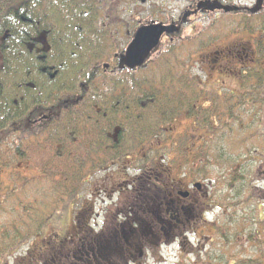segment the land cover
<instances>
[{
	"label": "trees",
	"instance_id": "1",
	"mask_svg": "<svg viewBox=\"0 0 264 264\" xmlns=\"http://www.w3.org/2000/svg\"><path fill=\"white\" fill-rule=\"evenodd\" d=\"M112 1L0 0V192L12 196L18 189L3 184L22 172L36 171L51 185H36L39 199L19 203L13 217L3 218L12 219L14 230L0 226V264L6 263L4 244L22 238L20 227L28 224L42 233L47 220L68 211L86 178L112 164L130 161L142 174L161 170L168 177L175 168L178 176L206 177L211 163L203 150L206 140L193 150L186 130L172 136L171 124L186 121L201 133L216 134L232 129L233 120L242 123L245 107L259 109L256 117L264 114L259 52L235 76L241 91L230 94L190 75L175 43L147 68L118 70L117 53L109 46L113 31L101 21ZM241 18L243 32L260 26ZM212 42L198 39L189 50L207 49ZM220 140L213 141L220 152L211 161L222 160ZM149 180L159 182L153 174ZM44 204L51 208L47 215L39 211ZM84 230L85 223L75 227L76 237L84 232L88 238ZM57 239L45 255L53 262L54 249L66 248ZM260 255L256 264H264Z\"/></svg>",
	"mask_w": 264,
	"mask_h": 264
},
{
	"label": "rangeland",
	"instance_id": "2",
	"mask_svg": "<svg viewBox=\"0 0 264 264\" xmlns=\"http://www.w3.org/2000/svg\"><path fill=\"white\" fill-rule=\"evenodd\" d=\"M201 1H217L221 5L236 6L237 9L229 13L203 11L201 8L196 10ZM256 3L257 0H114L107 6L101 21H105L106 27L113 31L109 46L117 56L141 25L155 21L180 26L179 32L161 36L158 45L139 69L147 68L148 61L159 58L169 43H175L190 75L201 81L211 80L215 83L214 88L230 94L231 91H241L235 78L239 71L235 63L240 61L239 57L235 59L225 56L216 65H213L211 59H214L216 51L226 53L234 48L226 40L232 39L230 42H233L245 36L248 41L258 39L264 43V31L253 30L247 33L242 31L240 24H232L240 13H245ZM185 13L189 15L182 21ZM107 15L110 18L106 19ZM232 26H236L244 36L227 35L224 41H219L220 33L226 35L232 32ZM197 36H210L216 42L201 51L189 50L197 44ZM191 51L193 55H189ZM257 110L243 108V122L231 121L232 129L219 130L217 136L212 132L201 133L186 121L171 124L172 136L186 130V134L195 142L193 150L199 149L201 141L206 140L207 146L205 144L203 150H207L211 162L207 166L206 177L191 179L184 175L178 176L174 168L168 177L161 170L160 173L152 171L159 180L153 183L149 180L152 177L150 171L142 174L130 161H123L121 166L112 164L86 178L72 206L66 213L47 220L42 233L33 232V228L28 229V224L20 227L22 238L15 244H4L7 245L2 252L5 264H80L79 251L75 252L77 260L70 252L78 248L81 249V261L86 264L82 246L93 238H85L87 233L84 232L81 238L76 237L75 227L85 223L94 233H98L106 214H112L110 220H120L123 214L116 215L115 210L124 213V205L131 206L132 210L134 207L135 211L140 207H148L155 211L158 221L162 218L160 204L164 206L168 203V207H171L172 200L183 207L179 211L180 218L177 217L179 223L173 230L177 241H165L163 236L164 243L156 246L147 243L146 257L142 260L137 258L133 264H256L262 258L260 254L264 255V114L256 117L254 112ZM217 137L221 139L217 146L223 153L222 160L211 161L220 152L215 150L216 146L213 148V141ZM36 174V171L22 172L4 182V189L10 186L18 190L10 197L0 192V198L5 195L0 209L1 227L11 228L13 232L10 223L12 219L3 218L13 217L10 214H13L19 203L39 199L40 196H36V185L51 187ZM196 182L200 184L199 187H196ZM174 189L180 191L179 195L188 191L189 199L169 194ZM39 211L47 215L51 208L47 205L43 208L41 205ZM107 217L109 219V215ZM62 225H67L64 228L66 230L62 229ZM141 229L146 231L147 225L142 223ZM57 237L62 239V245L66 242L67 249H54L57 257L53 262L51 257L45 258V255L51 251L52 245L59 242ZM90 243L94 245L92 240ZM34 256L40 257L39 261L36 259L38 262H34Z\"/></svg>",
	"mask_w": 264,
	"mask_h": 264
},
{
	"label": "flooded vegetation",
	"instance_id": "3",
	"mask_svg": "<svg viewBox=\"0 0 264 264\" xmlns=\"http://www.w3.org/2000/svg\"><path fill=\"white\" fill-rule=\"evenodd\" d=\"M255 5L252 8L246 10L245 13H240L237 19H234L232 24H240L241 17H247L254 21L255 23L259 21L260 26L257 29L255 25V30L264 31V10L262 7L260 10L255 9ZM203 11L215 12V13H229L232 11H224L222 9H214L210 10L207 6H203L201 8ZM200 9V10H201ZM235 27V28H234ZM235 29V30H234ZM231 30V29H230ZM241 34V31H238L236 26H232V32H229L226 35L220 33L218 36L219 41H224L229 36H235ZM243 35V34H241ZM244 36V35H243ZM199 40L202 43H208L210 40V36L203 37L198 36ZM242 37V36H241ZM170 39H172L170 37ZM169 39V40H170ZM213 40V39H212ZM232 40V39H231ZM231 40H226L228 44H232L233 49L227 50L228 52L222 53L221 51L215 52L214 59H211L213 65L218 64L220 61H223V57L230 56L231 58L236 57L240 59V61H236L235 65L238 66V69H244L245 67H249L251 64L255 62L256 54L259 52V56L262 57V63H264V43L260 42L258 39L255 41H248L244 36L240 39H235L233 42ZM216 41L213 40L212 44ZM220 45V44H219ZM237 45V47H236ZM240 47V49L238 48ZM251 47L253 49H251ZM230 54V55H229ZM236 55V56H235ZM252 62V63H251ZM251 63V64H250ZM239 71L235 76H239ZM200 186V185H199ZM198 186V187H199ZM179 187V186H178ZM197 187V186H196ZM182 192V191H181ZM183 195H179L180 191L172 190L169 194H176L183 197L184 200L189 199V192L183 191ZM171 207H168V203L160 204L159 212L162 214V218L157 221V215L154 210L149 209L148 207H140L138 208V212L135 211V208L131 206L124 205L126 211L124 213L116 212V215L123 214L120 217V220L115 221L110 220L112 218V214L108 213L105 216V219L100 227L98 233H94L93 229L87 227L88 231V239H91L94 242L92 245L89 242L83 243L85 245L82 246V251L85 257L83 258L88 264H133L136 259L142 260L146 257L147 251V243H151L153 245H159L163 242V236L165 241L175 242L177 239L175 238V234L173 233L174 228L177 227L179 223V211L182 210L183 207L176 205V203L172 200ZM109 215V219L108 216ZM151 215V216H150ZM123 218V219H121ZM107 219V220H106ZM147 219V220H146ZM142 223L147 225L146 231L141 229ZM87 226V224H86ZM80 235V233H79ZM76 243V241L74 242ZM73 253L79 251L81 257V249H72ZM80 260V259H79ZM103 260V261H101ZM83 263V262H82ZM86 263V264H87Z\"/></svg>",
	"mask_w": 264,
	"mask_h": 264
},
{
	"label": "water",
	"instance_id": "4",
	"mask_svg": "<svg viewBox=\"0 0 264 264\" xmlns=\"http://www.w3.org/2000/svg\"><path fill=\"white\" fill-rule=\"evenodd\" d=\"M261 5L262 0H257L255 9H260ZM203 6H207L210 10L222 9L224 11H232L237 9L236 6L221 5L217 3V1H201L197 4L196 10L202 8ZM188 15V13H185L182 17V21ZM179 30L180 26L155 21L141 25L134 32L133 37L126 46L125 50L118 56V68L134 69L141 66L153 48L158 45L163 34H173L179 32ZM196 186L198 187L199 184H196Z\"/></svg>",
	"mask_w": 264,
	"mask_h": 264
}]
</instances>
